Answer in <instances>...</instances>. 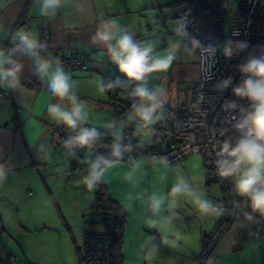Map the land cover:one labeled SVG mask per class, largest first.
<instances>
[{
	"label": "crops",
	"instance_id": "crops-1",
	"mask_svg": "<svg viewBox=\"0 0 264 264\" xmlns=\"http://www.w3.org/2000/svg\"><path fill=\"white\" fill-rule=\"evenodd\" d=\"M181 1L90 0L94 21H80L70 28L64 26L62 18L48 21L41 17L32 0H0V15L10 20L13 28L30 29L38 39L46 26L51 49L48 55L53 60L57 49L87 55L84 69L62 65L87 105L88 126L105 132L101 142L111 143L107 131L115 114L123 110L114 107L109 93H100L97 85L110 73L124 77L111 62L106 49L91 43L96 23L103 18L115 17L134 33L136 39L140 37L142 42L156 43L157 51L162 52L168 41L175 38L173 8ZM71 19L74 18H70V22ZM0 43L11 46L2 34ZM20 59L25 63L21 78L23 93L0 88L5 94L4 98L0 96V160L15 165L7 182L0 186V264H40V255L52 254L79 261L85 233L103 230L95 216V193L80 183L86 173L75 169L76 159L65 158L60 135L66 130L48 117V104L58 101L48 93L46 82L31 75L32 62L27 57ZM198 76V52L195 58L181 53L168 73L152 75L150 86L163 85L167 91L165 107H176L191 103L192 88ZM129 111L130 108L125 109L121 118L129 120L134 134V121L128 115ZM153 127L155 129V125ZM124 133L127 138L126 128ZM157 137L155 129L146 146H153ZM100 143L91 153L83 152L82 158L94 157L96 152L108 153L107 145ZM41 144L51 150L50 159L38 158L36 149ZM178 169L189 179H194L209 199L216 202L221 197L218 186L207 182L203 160L197 153L175 162L130 155L126 160L113 161L106 168L104 186L111 200L125 214L121 264H205L208 260L200 262V252L204 239L214 230L219 217L200 216L181 196L175 223L169 225L164 219ZM236 198L240 201L238 219L217 243L210 257L214 264H264V223L243 225L242 214L249 211L247 201ZM157 207L160 210L154 216ZM150 219L155 223L146 222ZM162 234L168 237L167 244L161 243ZM149 241L159 246L150 261L142 251V246Z\"/></svg>",
	"mask_w": 264,
	"mask_h": 264
},
{
	"label": "clouds",
	"instance_id": "clouds-1",
	"mask_svg": "<svg viewBox=\"0 0 264 264\" xmlns=\"http://www.w3.org/2000/svg\"><path fill=\"white\" fill-rule=\"evenodd\" d=\"M37 6L39 15L48 21L62 18L65 27H72L80 21L92 23L90 0H32ZM70 18L71 19L70 22ZM188 14L172 21L174 39L168 41L167 48L157 51L153 42H142L135 38L134 33L123 26L115 17L100 19L90 37L91 43L106 49L111 62L124 77L121 79L101 80L97 87L100 93L122 88L131 100V118L134 121V135L139 138L134 146L125 143L124 129L129 126L128 119L114 120L107 134L112 142L108 146V156L96 152L94 157L81 158V151L91 153L100 143L105 132L95 126H88L89 111L85 101L81 99L76 83L71 75L65 71L61 62L53 60L48 55V43L36 38L30 29L12 27V22L0 15V34L10 41L11 46L5 47L0 43V88L12 93H23L21 82L25 70V63L20 57H27L32 63L30 72L33 77L46 82L48 93L58 102L47 106L48 117L67 131L63 141L66 159H78L80 164L86 165V174L80 183L89 191H95L104 182L105 170L113 160L122 159L125 152L134 147L144 148L154 133V125L165 118V104L167 91L163 85L150 86L153 74H166L172 68L181 53L196 57L199 52L201 75L204 79H211V69L217 45H204L188 31ZM249 48L246 41H227L222 47L223 56L232 58ZM241 74V81L233 86V78L226 77L214 85L218 92H224L231 87L232 93L240 100H246L244 107L236 100H226L222 105L225 113H234L227 122L239 134L237 137L226 136V129H218L219 135L225 137L215 147L216 174L222 179L231 178L234 195L247 201L249 211L243 212V225H259L264 223V47L258 48L237 65ZM205 101L201 93L197 97V105ZM206 115V113L204 114ZM234 122V123H233ZM38 158L50 159L51 150L41 144L37 147ZM15 170L10 161L0 160V186L4 185L9 175ZM172 199L168 202L165 221L172 225L178 213V198L184 197L200 216L220 217L231 214V210L221 203L209 199L200 190L194 179L186 177L181 170H177L176 183L170 189ZM239 201L234 207H239ZM151 207V205H150ZM157 207L153 213L159 212ZM155 223L154 220L146 221ZM161 243L167 244L168 237L161 235ZM146 259L154 258L159 246L153 241L142 246ZM205 264H214L209 257Z\"/></svg>",
	"mask_w": 264,
	"mask_h": 264
},
{
	"label": "built area",
	"instance_id": "built-area-1",
	"mask_svg": "<svg viewBox=\"0 0 264 264\" xmlns=\"http://www.w3.org/2000/svg\"><path fill=\"white\" fill-rule=\"evenodd\" d=\"M188 14V31L204 45H217L214 66L211 69V79H204L201 75L199 61V76L192 88V101L176 107H165V118L155 125L158 137L153 146L137 148L135 155H144L152 159H161L166 162H175L186 156L197 153L203 160L206 179L209 184H215L221 191L218 203L231 210V214L219 217L214 230L204 239L199 260L204 262L209 258L217 243L235 224L239 215V207L234 202L239 201L233 193L231 178L222 179L216 174L215 151L216 145L226 136L237 137L239 134L227 122L234 113H225L222 105L226 100H236L238 104L247 107L246 100H240L232 93L231 87L224 92H218L214 85L226 78H233V86L242 79L237 65L258 48L264 47V0H182L180 5L173 8V20ZM227 24V28L226 27ZM228 36L225 39V30ZM40 39L48 43L49 32L46 26L41 30ZM140 40V37L137 38ZM246 41L249 48L232 58L227 59L219 50L222 41ZM54 60L73 68L84 69L86 54L84 52H67L55 50ZM199 55V52H198ZM108 79H116L112 73ZM117 98L126 100L127 92L122 88L108 91ZM205 96V101L197 105L198 94ZM0 96L5 94L0 90ZM206 113V115H204ZM234 123V122H233ZM226 129V136L219 135L218 129ZM67 131H62L60 142L67 137ZM129 143V141L125 142ZM131 143V142H130ZM138 143L135 139L134 146ZM132 144V143H131ZM83 152L78 153L82 158ZM75 169L84 173V165L74 162ZM240 204V201H239ZM95 216L103 225L102 231L86 232L82 245L80 264H115L114 257V225L110 215L102 205L95 206ZM262 224V223H261ZM260 225V224H259ZM257 225V226H259Z\"/></svg>",
	"mask_w": 264,
	"mask_h": 264
},
{
	"label": "trees",
	"instance_id": "trees-1",
	"mask_svg": "<svg viewBox=\"0 0 264 264\" xmlns=\"http://www.w3.org/2000/svg\"><path fill=\"white\" fill-rule=\"evenodd\" d=\"M114 76L118 77L116 75H114ZM105 79H108V76H106ZM121 79H123V78H121ZM109 95H110V103L114 107H121L122 108L121 110H123V111L127 108H131L130 102H128L126 100H122L120 98H117L116 95H111L110 93H109ZM123 111L115 114V116H114L115 120L123 119V118H121V116L123 115ZM126 131H127V133L129 132V134H128L129 136L126 138L125 142L129 141L132 143V145H134L135 139H137L136 138L137 136H135L134 134L131 133V128L129 126L126 127ZM130 134H131V136H130ZM110 144H111L110 142H108V143L107 142H101L100 143L101 146L107 145V147ZM135 151H136V149L133 148L132 151L125 152L124 157L122 159H116V160H126L130 155H135V153H136ZM104 155L107 157L108 153H106ZM116 160H113V161H116ZM84 172L86 173L85 167H84ZM94 193H95V198H96L95 206L102 205L104 210L107 212V214L112 217L113 225H114L113 246H114L115 264H121L120 244H121V240H122L123 224L125 221V214H124L123 210L120 208V206L111 200V198L109 197L107 190L104 186V183L100 184L98 186V188L94 191ZM79 264H80V260H79Z\"/></svg>",
	"mask_w": 264,
	"mask_h": 264
},
{
	"label": "rangeland",
	"instance_id": "rangeland-1",
	"mask_svg": "<svg viewBox=\"0 0 264 264\" xmlns=\"http://www.w3.org/2000/svg\"><path fill=\"white\" fill-rule=\"evenodd\" d=\"M225 28H227V24H226ZM227 36H228V31L226 29L225 30V39L227 38ZM225 42H227V41H222V42L219 43V50L221 52H222V47H223ZM128 115L131 117V111L128 112ZM85 167L87 168V166H85ZM38 262L40 264H79L78 260H75V259L74 260L73 259L72 260L71 259L66 260L65 258H62L59 255H55V254L48 255L46 257H43V255H40L38 257Z\"/></svg>",
	"mask_w": 264,
	"mask_h": 264
}]
</instances>
